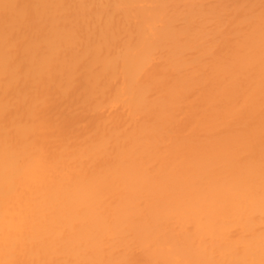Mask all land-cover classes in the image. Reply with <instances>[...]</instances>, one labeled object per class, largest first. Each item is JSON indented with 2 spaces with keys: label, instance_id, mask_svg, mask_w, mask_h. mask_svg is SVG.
Segmentation results:
<instances>
[{
  "label": "bare ground",
  "instance_id": "bare-ground-1",
  "mask_svg": "<svg viewBox=\"0 0 264 264\" xmlns=\"http://www.w3.org/2000/svg\"><path fill=\"white\" fill-rule=\"evenodd\" d=\"M0 264H264V0H0Z\"/></svg>",
  "mask_w": 264,
  "mask_h": 264
}]
</instances>
